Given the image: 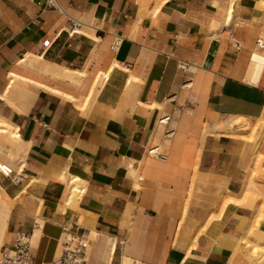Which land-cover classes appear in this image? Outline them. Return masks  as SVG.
I'll list each match as a JSON object with an SVG mask.
<instances>
[{"label": "crops", "instance_id": "obj_1", "mask_svg": "<svg viewBox=\"0 0 264 264\" xmlns=\"http://www.w3.org/2000/svg\"><path fill=\"white\" fill-rule=\"evenodd\" d=\"M37 1L0 0V133L23 175L1 246L26 233L41 264L71 234L89 264H257L243 240L264 199L221 208L264 192V0Z\"/></svg>", "mask_w": 264, "mask_h": 264}, {"label": "built area", "instance_id": "obj_2", "mask_svg": "<svg viewBox=\"0 0 264 264\" xmlns=\"http://www.w3.org/2000/svg\"><path fill=\"white\" fill-rule=\"evenodd\" d=\"M37 3L42 6L43 9L56 10L62 13V9L59 6L58 0H38ZM82 24L78 20L70 19L68 24V33H78ZM120 38H116L110 45L111 50L117 48ZM264 39L259 37L256 39L255 44L258 49L263 47ZM233 45L236 49L240 48V42L237 39H233ZM257 53L263 58L259 51ZM179 68H185L186 63L184 61L178 62ZM169 116H164L160 121L166 122ZM169 131L165 133L169 135ZM149 154H153L158 158L164 159L165 154L161 150L160 145H153L148 149ZM0 175L7 179L11 184L19 185L22 183L23 175L20 172L15 171L13 166L0 160ZM63 251L59 257L53 258L50 261L43 262L41 264H89L88 248L89 240L82 235L67 234L62 240ZM30 242L29 235L23 232H17L12 247H0V264H33L30 254Z\"/></svg>", "mask_w": 264, "mask_h": 264}, {"label": "rangeland", "instance_id": "obj_3", "mask_svg": "<svg viewBox=\"0 0 264 264\" xmlns=\"http://www.w3.org/2000/svg\"><path fill=\"white\" fill-rule=\"evenodd\" d=\"M233 124L234 125H238L240 128H243V125L246 126V128L249 127V122H248L247 119H242V122H240V123H232V125ZM257 126H259V127H257ZM262 126H263V124L259 125V123H256L255 125L250 127V129L253 132L254 130L257 131L258 128L261 129ZM221 127L222 126H220L219 128H221ZM256 127H257V129H256ZM254 134H255V138H256L257 132H255ZM258 136H257V138H258ZM19 143H20L19 139L18 138H14V137H10L9 133H0V160H2V161L6 162V163H8V164H10L11 166L14 167L15 166L16 154H14L13 148H16L15 151H19L20 150ZM162 144L163 143H159V145L161 146V150L164 151V146ZM263 159L264 158H262V160ZM257 160H259V156H257ZM258 166H260V165H258ZM256 170L252 172V179L253 180L262 179L264 181V172L262 171V169L258 168ZM8 183H9L8 180L0 175V210H1L0 211V218H2V219L5 218V220H6V217H7L6 213L8 212V208H9L10 202H11L9 197H8V195H7L8 189H7L6 185ZM252 185H255V184H252ZM247 193H249L250 195L254 196L252 200L250 199L252 196L250 198H248V201L250 200L249 202H253L254 200H256L258 198H263L264 199V192L260 193V195H259V194L255 193V192L251 191V190H248ZM221 209H223V207ZM260 210L261 211L259 212L257 218L254 221L255 222L254 223L255 228L251 229V232H253L251 234V237L254 238V239H257V240L255 242H251L248 239H244L243 240V243H245L247 245V248L251 247V249H253L254 251H259V248L260 247L262 248V250L260 252H258V253H252V252L249 253L250 260L251 261H256L257 264L258 263L259 264L264 263V234H257V232H256L257 231V226L259 224V221L263 218V215H264V202H262ZM5 214H6V216H5ZM3 234H4V232H3ZM1 238L3 239V235H2ZM2 239L0 241V247H1ZM251 249H250V251H251ZM261 256H263L262 259H260ZM259 259H260V261H259Z\"/></svg>", "mask_w": 264, "mask_h": 264}, {"label": "bare ground", "instance_id": "obj_4", "mask_svg": "<svg viewBox=\"0 0 264 264\" xmlns=\"http://www.w3.org/2000/svg\"><path fill=\"white\" fill-rule=\"evenodd\" d=\"M232 12V11H231ZM229 14V13H228ZM228 19V18H227ZM263 62H264V57L262 58V57H260L258 54H255L254 56H253V58H252V63H251V73L253 74V75H257L259 72H260V70H261V68H262V64H263ZM68 71V70H67ZM67 71H64V72H67ZM164 122V121H163ZM260 125V124H259ZM257 127H259V126H257ZM257 127H256V129H257ZM6 127H0V131L2 130V132H3V129H5ZM258 130H259V128L257 129V131L256 130H254L252 133H251V135L250 136H247V137H245V138H248V139H255V132H258ZM15 134V133H14ZM157 145V144H156ZM259 156V160H257V162H256V164L257 165H260V163H261V161H262V158H264L263 156H260V155H258ZM256 165V168H258V166ZM262 171L264 172V165L262 164ZM252 195H250L249 193H245V197H244V199L242 200V201H239V200H237V199H233V198H227V199H225L224 200V202H223V208L226 206V205H228V204H230V203H236L237 202V204H239V203H245V202H249L248 201V198H250ZM253 197L254 196H252L250 199L252 200L253 199ZM239 202V203H238ZM3 204V203H2ZM2 206V205H1ZM5 207V206H4ZM2 208V207H1ZM5 209V208H4ZM1 211V210H0ZM7 214V213H6ZM6 214H5V216H6ZM1 220V222H0V241H1V237H2V235H3V231H4V228H5V218L4 219H2V218H0ZM262 250V248L260 247L259 248V251H254L253 249H251V251L250 252H252V253H258V252H260ZM256 255V254H255Z\"/></svg>", "mask_w": 264, "mask_h": 264}]
</instances>
